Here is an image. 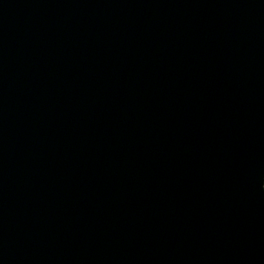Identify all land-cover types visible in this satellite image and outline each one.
I'll use <instances>...</instances> for the list:
<instances>
[{"label": "water", "instance_id": "95a60500", "mask_svg": "<svg viewBox=\"0 0 264 264\" xmlns=\"http://www.w3.org/2000/svg\"><path fill=\"white\" fill-rule=\"evenodd\" d=\"M264 0H0V264H264Z\"/></svg>", "mask_w": 264, "mask_h": 264}, {"label": "clouds", "instance_id": "9594fccd", "mask_svg": "<svg viewBox=\"0 0 264 264\" xmlns=\"http://www.w3.org/2000/svg\"><path fill=\"white\" fill-rule=\"evenodd\" d=\"M262 187H264V186H262Z\"/></svg>", "mask_w": 264, "mask_h": 264}]
</instances>
